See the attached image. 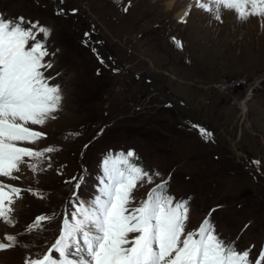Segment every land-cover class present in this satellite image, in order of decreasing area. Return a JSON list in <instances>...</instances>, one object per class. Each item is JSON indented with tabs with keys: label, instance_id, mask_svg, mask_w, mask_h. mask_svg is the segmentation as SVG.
<instances>
[{
	"label": "rangeland",
	"instance_id": "1",
	"mask_svg": "<svg viewBox=\"0 0 264 264\" xmlns=\"http://www.w3.org/2000/svg\"><path fill=\"white\" fill-rule=\"evenodd\" d=\"M196 2L0 0L6 17L23 15L52 29L47 47L59 51L46 58L54 63L46 75L63 95L56 119L32 126L46 137L26 145L56 148L49 154L52 167L36 173L23 168L16 174L19 180L0 178L23 189L13 205V223L0 220V239L16 235L20 245L0 251V264H25L26 257L47 252L72 194L74 182L65 181L83 175L81 195L90 197L104 156L129 149L145 169L170 177L169 191L177 200L191 198L189 229L210 214L222 238L237 241L241 250L254 244L257 254L264 241V187L249 177L245 166L264 183V21L243 22L224 9L222 22L217 21L195 9ZM57 8L72 17L57 16ZM186 9L191 15L182 23L178 16ZM37 38L44 39L42 34ZM121 63L148 76L156 90L115 71ZM219 83L229 87L219 88ZM162 94L210 122L214 130L202 127L211 137L198 135L193 117L163 107ZM150 187L134 195L143 197ZM53 214L41 230H31L38 216Z\"/></svg>",
	"mask_w": 264,
	"mask_h": 264
},
{
	"label": "snow or ice",
	"instance_id": "2",
	"mask_svg": "<svg viewBox=\"0 0 264 264\" xmlns=\"http://www.w3.org/2000/svg\"><path fill=\"white\" fill-rule=\"evenodd\" d=\"M193 7L221 22L222 9L233 10L243 22L251 18L264 21V0H197ZM55 14L66 13L57 8ZM190 15L185 12L180 22L187 23ZM40 34L43 40L37 38ZM51 35L52 29L38 20L23 15L5 17L0 12V178L19 180L16 174L23 168L36 173L45 165L52 167L49 154L56 148L26 146L36 145L47 135L32 126L55 120L62 109L61 86L46 75L54 67L46 58L59 51H49ZM175 43L183 47L180 41ZM98 59L104 62L99 55ZM199 131L209 137L205 129ZM65 183H73V190L62 213L59 235L47 252L26 257L25 264H264V244L256 255L254 244L239 249L237 241L221 237L210 214L189 229L191 198L177 200L169 191L170 177L145 169L134 149L104 156L90 197L81 195L86 183L83 175ZM146 185H152L146 195L136 197L134 193ZM22 191L0 181V220L13 223V205ZM54 215L38 216L31 230H41L42 222ZM19 245L16 235L0 239V251Z\"/></svg>",
	"mask_w": 264,
	"mask_h": 264
},
{
	"label": "water",
	"instance_id": "3",
	"mask_svg": "<svg viewBox=\"0 0 264 264\" xmlns=\"http://www.w3.org/2000/svg\"><path fill=\"white\" fill-rule=\"evenodd\" d=\"M108 49H109V48H108ZM121 68L124 69L125 71H127V72L130 73V74H134V75H136L137 77H139V78H141V79H143L144 77H146L143 73L135 72V71H132V70H130V69H127V67H126L124 64H121ZM147 81H150V78H149V79L147 78ZM152 88H153L154 90H156V87H155L154 85H152ZM162 97H163L165 100H167L169 103H171L172 105L178 107L180 110H182V111L185 110V108L181 107L180 104H178L177 102H175V101H173V100L167 98L165 95L162 94ZM186 110H187V109H186ZM207 125L213 129V125H212L211 123H207ZM213 130H214V129H213ZM245 169H246L248 175L250 176V178H252V179H253L258 185H260L261 187H264V183L258 181V180L255 178V175L253 174V172H252L247 166H245Z\"/></svg>",
	"mask_w": 264,
	"mask_h": 264
},
{
	"label": "bare ground",
	"instance_id": "4",
	"mask_svg": "<svg viewBox=\"0 0 264 264\" xmlns=\"http://www.w3.org/2000/svg\"><path fill=\"white\" fill-rule=\"evenodd\" d=\"M173 3H174V2L172 1V2L169 3L167 6L170 7V8H172ZM188 10H189V9L184 10V11L178 16L180 21H181V18L184 16V13H185V12H188ZM244 108H246V107H244Z\"/></svg>",
	"mask_w": 264,
	"mask_h": 264
},
{
	"label": "built area",
	"instance_id": "5",
	"mask_svg": "<svg viewBox=\"0 0 264 264\" xmlns=\"http://www.w3.org/2000/svg\"><path fill=\"white\" fill-rule=\"evenodd\" d=\"M217 87L226 90V89L229 87V83H221V84L219 83V84L217 85Z\"/></svg>",
	"mask_w": 264,
	"mask_h": 264
}]
</instances>
